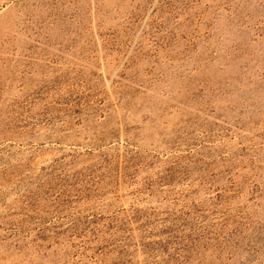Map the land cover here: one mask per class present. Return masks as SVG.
Masks as SVG:
<instances>
[{"label": "rangeland", "instance_id": "rangeland-1", "mask_svg": "<svg viewBox=\"0 0 264 264\" xmlns=\"http://www.w3.org/2000/svg\"><path fill=\"white\" fill-rule=\"evenodd\" d=\"M0 264H264V0H0Z\"/></svg>", "mask_w": 264, "mask_h": 264}]
</instances>
